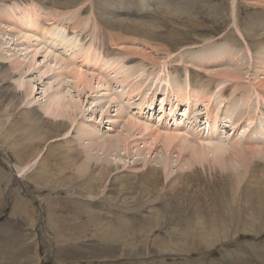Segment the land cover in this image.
<instances>
[{"label": "rangeland", "instance_id": "obj_1", "mask_svg": "<svg viewBox=\"0 0 264 264\" xmlns=\"http://www.w3.org/2000/svg\"><path fill=\"white\" fill-rule=\"evenodd\" d=\"M78 1L0 0V23L4 24L0 25V32H2L0 33V55L2 56L0 69L11 68L12 75L9 74L8 79L10 80L5 86L10 88L12 96L16 98L13 109L8 102L0 98V264H264V189H262L264 188V148L250 136L256 132L257 128L264 127V93L260 94L261 97L254 94L256 90L264 92V87L258 86L260 82H264V0L168 1L169 4L175 6L172 11L165 9L159 10L160 12L153 11V18V15H147L145 12L139 16L138 21L153 23L150 25L155 30L157 29L156 36L161 41L142 38L140 35L125 31L105 29L104 32L103 30L110 54L113 55L109 59L105 57L109 62L104 63L106 70L99 67L100 60L104 59L102 58L104 51L97 41L98 32L95 33L94 30L98 28L92 25L94 18L90 8L98 1L101 6L107 1L112 5L111 0ZM130 1L135 0H124V3H127L125 5L130 4ZM137 1V12H140L138 8L144 1L150 9L157 6L163 7L167 3V0ZM46 3L51 5L46 7L44 6ZM31 10L49 15L52 19H46L49 20L46 23L49 26L53 25L56 35L70 44L73 43V46L66 47L61 45L62 43L54 44L52 40L39 39L38 41L37 38L35 39L34 35L37 33L21 24L22 15L25 14L23 12ZM100 12L99 14L102 15H99V18L110 17L107 16L105 10ZM77 21L80 23L79 27ZM81 21H84V28H87L80 34L79 29L83 24ZM21 32L27 34L29 32L33 36L25 39ZM110 40L113 41V45H110L112 44ZM37 49H42V51ZM46 49L49 50L45 51ZM133 49H139L141 53L147 55V58L153 60L144 59V62H140L141 59H137L138 62H130L133 58H137V55L132 53ZM34 50H37L38 54ZM87 51L93 58V64L90 61L89 64L83 63L82 57L88 54ZM54 54L59 58H64L70 69L75 67L82 73L95 75L97 80L104 79L103 82L107 85L102 83L103 87H101L96 83L92 92L82 87H78L81 91L77 90L76 82L70 73L72 71L68 68L64 72L61 67L58 68L59 65H55L52 57ZM96 62H98L97 66L94 65ZM110 65L113 66V70L109 69ZM54 66L56 69L53 68ZM173 66L181 69V73L175 71ZM122 67H126L123 69L126 72L125 76L132 74V77L127 75L130 79L125 80ZM48 69L56 71L51 70L52 73H49ZM225 70L241 73L239 74L242 77L239 78L241 80H237L240 83L239 91H234L232 94V90L228 96V99L232 98L234 108L238 106L235 109H230L229 102L226 101L224 102L227 104L226 107L224 104L221 105L222 90L233 85L232 80L215 76V73ZM192 71L196 72V75L200 74L201 77L198 78L206 81L205 90L210 92L207 99L210 100L211 111L205 114V106L200 101L191 113L186 111L187 115L191 114L192 118L196 117V114L203 113L190 130V124L187 123L188 116L182 117L187 104L181 103L177 116V118L181 117L178 119L179 122L184 120V126L180 125L182 129L184 128L181 133L189 132L190 134L194 130L192 134H199L197 133L199 132L198 126L204 121L210 122V118L212 119V116L217 113L216 110H220L221 128L224 129H221V132L219 129L217 137L211 141L216 149L210 150L209 154L207 152V156L206 152L201 156L199 150L187 151L188 157L192 155L191 152L194 156L199 152L197 155L201 156L199 160L200 156L196 155L197 160L193 158V155L191 156L195 161L193 163L197 164L190 168L192 173L189 174L190 171L186 166L187 170L181 167L186 160L182 162L180 157L178 159L179 151L173 150L168 153L169 156L165 155L169 160L170 173L173 174L174 171V174L170 175L169 179L163 174L158 186L150 185V187L145 183L141 188L143 190L138 189L141 180H134L133 175L141 176L142 172L139 173V171L142 166L145 170L148 166L141 165L142 159L145 156L150 157L151 160L146 159L147 163L152 161L153 157L164 156V153H161V144L150 149L147 141L137 140V137L128 141L129 149H132L130 157L126 155L124 144L118 149L119 156L116 157V152L113 154V161L116 159L114 163L120 165L121 169L119 171L113 169L116 172L106 174L104 178L98 177L96 173L99 170V163L93 164L87 169L88 171H83L82 168L75 166V162L71 163L70 167L62 158H60L62 162L60 163L59 160L47 154L54 150L55 153H61L51 152L54 156L69 157L66 152H73L72 147L77 151L83 150L89 143V141L80 139L83 129L91 128L98 135H111L116 138L122 132V124L125 123L127 117H132L134 121L138 120L136 118H144L145 121L155 123V131L168 133L165 130L166 126L161 123L160 117L164 114L161 111L162 105L167 104L166 111H169L174 103L172 102L173 94L182 85V78V82L187 80L185 77L190 79ZM180 74L183 76L181 79ZM245 85L247 87L244 89ZM250 85H255V89ZM196 91L206 94L203 90ZM60 97L63 104L68 106L63 109L65 118H56L52 114L53 109L54 111L59 110L56 109V105H62ZM244 103L248 105L245 107ZM53 104H55L54 108ZM220 106L221 109H219ZM241 108L242 110L250 108V110H244L245 114L239 111ZM34 110L50 121H64L72 125L71 134L64 132L54 135L55 133L52 132L48 138L46 134V136L43 135L44 131L43 133L40 130L37 131L39 134L31 131L24 114L26 111ZM120 114L125 118L121 119V125H118L115 119ZM235 121L239 125L238 128H234L237 126ZM158 125L164 128L160 129ZM207 132L206 129L205 133ZM34 135L36 137L39 135L38 137L42 140L47 137V140L45 143L44 141L42 143L37 140L33 141ZM32 137V142H30ZM194 137L196 141L201 142L198 137ZM240 140L242 143L239 147L230 149L232 144ZM152 141L150 139L149 144ZM246 142L252 144H246ZM39 150L40 153H38ZM253 152L262 153L253 156ZM211 153L214 155L212 156ZM252 156L254 162L251 161ZM42 157H45V169H42L39 163ZM201 159H204V162ZM137 160L139 163L134 166L133 162ZM217 163L219 166L224 167L225 165L226 169L219 167ZM129 164L130 167H127ZM202 166L204 170L201 169ZM208 167L211 169L213 167V170ZM177 168L179 170H176ZM195 169L197 170L194 173L199 176L193 175ZM180 170H184L183 174L191 175L192 178L189 176V179L184 175L181 179H177L178 175L182 174ZM237 173L241 175L234 180L237 189L233 191L231 206L233 205L234 211L230 213L234 219L232 225H227L233 231L221 228L200 239L201 247H194L189 251L186 250L187 245L185 244V247L180 248L177 245L179 243L177 239L180 236L186 242H190L193 238L192 233L185 228L200 225L202 217L197 215L198 209L204 212V217L214 219L217 218L216 213L223 212V209L230 205L232 195L228 194L225 197L229 189L225 187L226 182L223 179L228 175L236 177ZM39 175L48 178L43 185L39 183ZM93 175L97 180L104 181L101 185H97L98 187L96 186L95 195L89 194V186L83 183L88 176H92L89 178L93 180ZM172 178H176L177 181L171 185L169 180ZM240 179H244L243 182ZM250 179L253 184L249 183ZM257 181H262L263 184ZM240 182L243 185L240 186ZM120 185H124L122 193ZM219 187L223 188L219 189ZM245 189H248L249 193L243 192ZM116 191L120 192V196H117L118 200L111 202V199L107 198L114 195ZM136 195L141 201L138 203L140 208L145 203H147V209L152 204L153 207L150 208L155 206L158 208L162 202H165L172 206L173 203L181 204L182 212H187L180 214L178 220L173 219L169 222L167 216L162 219L164 222L158 218L157 223L153 224L149 231H141V224L146 226L149 222L142 219L137 220L140 216H144L142 215L144 209L141 208V212L135 214L130 208L128 209L129 206H126L128 203L123 204L122 200L124 196L133 198ZM100 198L103 200L99 201ZM94 202H98V205L94 206ZM75 207L77 210H71V208L76 209ZM91 209H97V214L102 215L97 216L95 226H92V221L88 218L89 212H92ZM84 213L87 214L84 215ZM119 219L124 220V224ZM217 222L213 224H221L220 221ZM174 229L176 233L172 232ZM116 233H121L117 239L114 237Z\"/></svg>", "mask_w": 264, "mask_h": 264}, {"label": "bare ground", "instance_id": "obj_2", "mask_svg": "<svg viewBox=\"0 0 264 264\" xmlns=\"http://www.w3.org/2000/svg\"><path fill=\"white\" fill-rule=\"evenodd\" d=\"M3 1V0H2ZM36 1V0H35ZM46 1V0H45ZM52 1V0H51ZM55 1V0H54ZM61 1H63V0H60V2ZM76 1H78V0H76ZM80 1V0H79ZM78 1V2H79ZM104 1V0H103ZM116 1H117V3H116ZM111 0V4L112 5H110V3H109V1H107V2H105L104 3V5H100L98 2H97V4H94L90 9H91V14H92V16H93V23H92V25H93V27L94 28H98V29H96V30H94L95 31V33H97L98 32V34H97V41L99 42V44H100V46L103 48V51H104V57H102V58H104V59H101V57H100V63H99V67L100 68H102L103 70H106V68H105V62H108L107 61V59H109V58H111L113 55H111L110 54V50H109V47H108V45H107V40L105 39V35H104V33H103V30H104V32H105V29H110V30H114V31H125L126 33H132L133 35H135V34H137V35H140V36H142V38L143 37H147V39L148 38H150V39H156V40H160L161 41V39H159L157 36H156V32H157V29L155 30L154 28H152L151 27V25L150 24H153V23H148V22H150V21H147V23L150 25V26H148V24L146 23V21H141V22H138L139 21V16L140 15H142V14H144L145 12H146V14L147 15H150L151 14V16L153 15L152 13H153V11H159V10H162V9H165V10H173L174 9V5H171V4H169L168 3V1L169 2H171V0H167V3L165 4V5H163V7H154L153 9H150L149 8V6H147L146 4V1H144V2H142L141 3V7L140 8H138V9H140V12H137V5H138V1L137 0H135V1H130V4H128V5H125V4H127V3H124V0H121V1H119V0ZM152 1V0H151ZM44 2V1H43ZM74 2V1H73ZM66 3H67V1H66ZM69 3V2H68ZM59 4V3H58ZM70 4V3H69ZM73 4V3H72ZM75 4V3H74ZM148 4H150V2H148ZM161 4V3H160ZM28 5H30L29 3H28ZM48 5H51L50 3H46V5H44V6H48ZM53 5V4H52ZM55 5V4H54ZM60 5H62L61 3H60ZM63 5H64V3H63ZM70 6H71V4H70ZM69 6V7H70ZM77 6V5H76ZM84 6V5H83ZM140 6V5H139ZM35 7V6H34ZM59 7V6H58ZM60 7H62V6H60ZM64 7H66V6H64ZM67 7H68V5H67ZM147 7V8H146ZM49 8V7H48ZM73 8H75V7H73ZM81 8V7H80ZM145 8H146V10H145ZM178 8V7H177ZM66 9H68V8H66ZM89 9V10H90ZM102 10H105V13H107V16H110L109 18H103V17H98L99 15H102V14H99V12L100 11H102ZM47 11V10H46ZM80 11V10H79ZM175 11H176V8H175ZM174 11V12H175ZM160 12V11H159ZM23 13H25V14H23L22 15V18H21V24L22 25H26L29 29H31V30H33L35 33H37L36 35H34V37H35V39L37 38V40L39 41V39L40 40H42V39H45V40H52L53 41V43L54 44H61V45H63V46H66V47H72L73 46V43H68V42H66L65 41V39L64 38H62V37H58L57 35H56V32H55V27H53V25H48L46 22H48L49 20H51L52 18H50V16L49 15H45V14H43V12H37V11H35V10H31V11H27V12H23ZM101 13V12H100ZM104 13V12H103ZM171 13V12H170ZM64 15L66 14V13H63ZM71 14V13H70ZM73 14V13H72ZM89 15H90V13H89ZM146 15V16H147ZM168 15V14H167ZM145 16V17H146ZM63 17V16H62ZM154 17V15L152 16V18ZM50 18V19H49ZM71 18V17H70ZM155 18H157V17H155ZM154 18V19H155ZM46 19H49L48 21L46 20ZM163 19V18H162ZM165 19V18H164ZM86 21V20H85ZM157 22L156 23H158V20H156ZM82 23L84 22V21H81ZM87 22H89V21H87ZM161 22V21H160ZM159 22V23H160ZM167 22V21H166ZM261 22V21H260ZM86 23V22H85ZM155 23V22H154ZM165 23V22H164ZM47 24V25H46ZM79 21H77V26L79 27ZM147 24V25H146ZM0 25H4L3 23L1 24L0 23ZM22 25H20V26H22ZM88 25V24H87ZM154 26V25H153ZM62 27V26H61ZM74 27V26H73ZM62 28H64L65 30H66V28L65 27H62ZM75 28H76V26H75ZM87 27H85L84 28V23L81 25V27H80V34L82 33V32H84V30L86 29ZM160 28V27H159ZM61 29V28H60ZM0 30H1V27H0ZM102 30V31H101ZM20 32V31H19ZM27 32V31H26ZM0 33H2V32H0ZM22 33V32H21ZM121 33H123V32H121ZM124 34V33H123ZM38 35V36H37ZM22 36L25 38V39H29V38H31L33 35L31 34V33H29L28 32V34L27 33H22ZM74 36V35H73ZM22 37V38H23ZM18 38V37H17ZM75 40H76V38H75ZM166 41V40H165ZM110 42L112 43V44H110V45H113V41L112 40H110ZM1 43V42H0ZM39 43V42H38ZM40 44V43H39ZM81 45V44H80ZM42 46V45H41ZM43 48V47H42ZM47 48V47H46ZM79 49V48H78ZM100 49V48H99ZM140 49V48H139ZM139 49L137 50V49H133L132 50V53H134L135 55H137V58H133L132 60H130V62H138V60H140V62L141 61H143L144 62V59H148L149 61L151 60V59H149V58H147V55L145 54V53H141V51H139ZM38 50V49H37ZM34 50V51H36L35 53L36 54H38L37 52L38 51H42V49L41 50ZM49 50V49H48ZM47 49L45 50V51H48ZM50 50H52V49H50ZM89 51V50H88ZM88 51H87V53H88ZM44 52V51H43ZM86 52V51H85ZM171 52V51H170ZM229 52V51H228ZM49 53H51V52H49ZM52 53H53V51H52ZM51 53V54H52ZM90 53H92L91 52V50H90ZM101 53V52H100ZM211 53V52H210ZM85 54V53H84ZM96 54V53H95ZM228 54V53H227ZM48 55V54H47ZM47 55H44V56H47ZM101 55V54H100ZM95 56V55H94ZM227 56H229V55H227ZM2 56L0 55V58H1ZM34 57H36L35 55H34ZM51 57V56H50ZM52 57L54 58V60H55V65L56 66H58L59 65V67L58 68H60L61 67V70L63 69L64 70V72H66V70L69 68V64H67V62L66 61H64L65 59L64 58H59V56L57 57V56H55V54L54 55H52ZM107 59H106V58ZM182 57V56H181ZM45 58H47V57H45ZM83 58V63H86L87 62V64H89V61L93 64V58L91 57V55L88 53V54H86L85 55V57L83 56L82 57ZM231 58V57H230ZM48 59V58H47ZM52 59V58H51ZM91 59H92V61H91ZM106 59V60H105ZM138 59V60H137ZM86 60V61H85ZM137 60V61H136ZM153 60V59H152ZM151 60V61H152ZM70 61V60H69ZM68 61V62H69ZM129 61V60H128ZM154 62V61H153ZM181 62V61H180ZM261 62V61H260ZM109 63V62H108ZM146 64H147V62H145ZM182 63V62H181ZM116 64V63H115ZM114 64V65H115ZM141 64H143V63H141ZM150 64V63H149ZM94 65H98V62H96V64H94ZM148 65V64H147ZM180 65V64H179ZM264 65V64H263ZM93 66V65H92ZM116 67H118V66H116ZM250 67H251V64H250ZM53 68H55V66L53 67ZM110 68H112V70H113V66L112 65H110L109 66V69ZM126 67H122V69L121 70H123V69H125ZM173 68H174V70L175 71H177L178 73H181V69H179L177 66H173ZM56 69V68H55ZM119 69V70H120ZM10 70H11V68L9 67V68H3V69H0V85H1V87H0V98H2L3 100H5L6 102H8V105L13 109V105H14V103H15V97L14 96H12V94H11V91H10V88L9 87H7V86H5L7 83V81L8 80H10V79H8V76H9V74L10 75H12V73L10 72ZM53 71V69H48V72L49 73H52V72H50V71ZM59 70V69H58ZM62 70V71H63ZM69 70L70 71H72V72H70L71 74H72V77L74 78V81L76 82V85H77V90L79 89L78 87H82L84 90H86V89H90V91L92 92L93 91V86H94V84H96V83H98V84H106L107 85V83L105 82H103V80L104 79H99V80H97L96 78H95V75L94 76H91V75H87V73L85 74V73H82V71H80V69H78V68H75V67H71V69L69 68ZM117 70V69H116ZM118 70V71H119ZM187 70H188V68H187ZM56 71V70H55ZM55 71H53V72H55ZM117 71V72H118ZM47 72V73H48ZM59 72V71H58ZM121 72V71H120ZM124 72V70L122 71V73ZM131 72H132V70H131ZM193 72V71H192ZM192 72H190V74H191V76H190V79L189 78H186L185 77V79H187V80H184L183 82H182V80H183V76H182V74H180V79L182 78V80H181V83H182V85H180V87L178 88V91H175L174 92V94H173V98H172V102H174V103H172V105L170 106V109H169V111H166V105H162L163 106V108H161V111L164 113L160 118H161V123H163V125H165L166 127H165V130H167L168 131V133H162L160 130H158V131H155L154 130V128H156V126H155V123H153V122H150V121H145L146 119H144V118H136V120L137 121H134L133 120V118L132 117H127L128 118V120H127V118H126V121H125V123L124 124H122L123 125V127H122V132H120V135H117L116 136V138H115V136L113 137V136H111V135H109V136H111V137H109V136H106V135H98L97 133H95V131L93 130V129H91V128H89V129H83V131H81L82 133H81V137H80V139L81 140H86L87 142L89 141V143L83 148V150L81 149V150H75L76 148H73L72 147V150H73V152H69L68 150H69V147H68V150H66V151H68V152H66V153H68L67 155L70 157H67V156H65V157H58V156H54L52 153H55L54 152V150H51L50 152H48L47 154L49 155V156H51L52 158H55V159H57V160H59V162L60 163H62L61 162V160H60V158H62L63 160H65L66 161V165H70V167L72 166L71 165V163H73V162H75V166H78V167H80V168H82L83 169V171H88L87 169L88 168H91V166L94 164L95 165V163H99V170H98V172H96L97 173V175H98V177H105V176H107L106 174H110V173H113V171H115V170H117V171H119L120 169H121V166L120 165H118V164H115L114 163V161H116V159H114V161H113V159H112V157H114L113 156V154L116 152V157L117 156H119V152H118V149L122 146V144H124L125 145V149H126V155L128 156V157H130V155H131V150L132 149H129L130 147H129V144H128V141H130L131 139H136V137H137V140H144V141H147L148 142V145H149V148L150 149H153V147L156 145V146H159V144H161V146H162V149H161V153H164V156H161V157H153L154 159L152 160V161H149V162H147L146 163V159L147 158H149L150 159V157H144L143 159H142V162H141V165L142 164H144V165H148V166H146V170L145 169H143L144 167L142 166V168L140 169V171H139V169H136V170H138L139 171V173L140 172H142L140 175L141 176H138V175H136V176H134L133 175V178H134V180H136V179H139V180H141V184L138 186V189H140V190H143V189H141L142 187H144V184L146 183V184H148L149 186L150 185H156V186H158V184H160L159 182H160V179L162 178V176H163V174H165V176H166V178H168L169 179V177H170V175H173L174 174V171H173V174H171L170 173V168H169V166H170V164H169V160H168V157L166 156V155H168V153H171L173 150H178L179 151V155H178V159H179V157H180V159H181V161L183 162L184 160H186V162H184L183 164L184 165H181V167L182 168H184V169H186L185 168V166L187 167V169H189L188 171H190V168H192V167H194V165L196 164V163H193V162H195V161H193L192 159L195 157V159L197 158L196 157V155H197V153L199 154V152L201 153V156H203L202 154L203 153H205L206 152V156H207V152H208V154H209V151L210 150H213V149H216V148H214V143H212L211 141L212 140H214L216 137H217V132H218V130L221 132V129H223V128H221V124H222V120H221V114H220V110H216V114H214L213 116H212V119L210 118V122H208V121H204V123L203 124H201L200 126H198L199 128H198V131L199 132H197V133H199V134H192L193 133V131L190 133L191 134V136H190V134H189V132H185L186 134H183V133H181L182 132V130H184V128L182 129L181 127H180V125L181 126H184V120H181V122H179L178 121V119H180V118H177V116H178V108H180V104L182 103V104H187V107H186V109L184 110V114L182 115V117H184V116H188V121H187V123H189L190 124V126H189V129L191 130V128H193L194 126H195V123L198 121L197 120V118L200 116V115H202L203 113H201L200 115L199 114H196L197 116L195 117H191V114H189V115H187V113H186V111L188 112H192L194 109H195V107H197L198 106V102L200 101V102H202L203 104H204V106H205V114L207 113V112H210L211 111V106H210V100L208 101V99H207V96L209 95L208 93H210L208 90H205V83H206V81L204 80V79H201V78H198V77H201V76H199L200 74H198V75H196L194 72H193V74H192ZM236 72V71H235ZM127 73H129V72H127ZM92 74V73H91ZM115 74H118V73H115ZM120 74V73H119ZM118 74V75H119ZM125 74H126V72H124V74H123V76H125ZM239 74H241V73H239V72H236V73H233V71H229V70H225V71H222V72H217V73H215V76H218V77H225V78H227V79H230V80H232V83H233V85H231V86H228V87H226V88H224L223 90H222V94L220 95V99H222L221 101H223L222 103H221V105L223 106V104H224V102L226 101V102H229L228 103V106L230 107V109H235V108H237V107H235L234 108V105H233V100L231 101V99H228V96H229V94L230 93H232V90H233V93L232 94H234V91H239L238 90V88H239V85H240V83L238 82L239 80H241V79H239V78H242V77H240V75ZM117 75V76H118ZM127 75H131V77H132V74L130 73V74H127ZM125 76L126 77V79L125 80H128V79H130V77L128 78V76ZM112 76V75H111ZM124 77V78H125ZM188 77V76H187ZM123 78V77H122ZM116 79H117V77H116ZM116 79H115V81H116ZM114 80V79H113ZM238 80V81H237ZM121 82V81H120ZM123 83V82H122ZM231 83V84H232ZM261 84H258V86L261 88V87H264V82H260ZM125 84V83H124ZM106 85H105V87H106ZM99 86V85H98ZM98 86H96V87H98ZM212 86V85H211ZM251 86V88H253V89H255V85H250ZM101 87H103V85H101ZM104 87V88H105ZM168 87H169V89H171V86H170V83H168ZM247 87V85H245V87H244V89ZM199 89V91H202L203 90V92H205L206 94H203V93H198L196 90H198ZM240 89V88H239ZM173 90V89H172ZM79 91H81V89H79ZM174 91V90H173ZM257 91V90H256ZM254 92V94H256L258 97H261V95L260 94H263L264 92L263 91H257V92ZM214 92V91H213ZM68 93V92H67ZM216 93V92H215ZM79 94V93H78ZM217 94V93H216ZM219 95V94H218ZM215 96V95H214ZM213 97V96H212ZM244 97V96H243ZM61 98V97H60ZM210 98V97H209ZM215 98H216V96H215ZM219 98V97H218ZM53 99H55V98H53ZM58 99V98H57ZM211 99V98H210ZM68 100V99H67ZM112 100H114V99H112ZM213 100V99H212ZM59 101H60V99H59ZM238 101H241L240 99H238ZM61 102H62V105H56L57 107H56V109H59L58 111H54V109L52 110V114L56 117V118H65L66 117V115L63 113V109L64 108H67L68 106L67 105H64L63 104V101H62V98H61ZM98 102V101H97ZM113 102V101H112ZM243 102V101H242ZM245 103H247L246 101H245ZM244 103V104H245ZM243 104V103H242ZM241 104V106H243ZM54 105L55 104H53V108H54ZM246 105H248V104H245V107H246ZM71 106V105H70ZM227 106V104H224V107H226ZM228 107V108H229ZM248 107V106H247ZM240 108V107H239ZM69 109V108H68ZM122 109V108H121ZM121 109H119V111L121 110ZM219 109H221V106H220V108ZM227 109V108H226ZM249 110H250V108H248ZM247 109V110H248ZM49 110H50V108H49ZM70 110V109H69ZM69 110H67V111H69ZM228 111H229V109H227ZM244 110H246V108L244 109ZM244 110H242V108L239 110V111H243L244 112ZM246 110V111H247ZM66 111V110H65ZM119 111H117V112H119ZM245 111V112H246ZM242 112V113H243ZM244 112V113H245ZM120 113V112H119ZM123 113V112H122ZM232 113V112H231ZM241 113V114H242ZM244 113H243V115H244ZM251 113V112H250ZM227 114V113H226ZM240 114V113H239ZM246 114V113H245ZM208 115H209V113H208ZM232 115H233V113H232ZM242 115V118L245 116H243ZM181 116V115H180ZM241 116V115H240ZM24 117H25V120H27L28 122H29V129L31 130V131H34V132H36L37 133V131H44V134L43 135H47V137L48 136H50L51 135V133L53 132V133H55L54 135H56V134H60V133H64V132H67L68 134L70 133V129H72V125H69V124H67L66 122H64V121H60V122H54V121H50L49 119H47V118H43L40 114H39V112H37V110H34V111H26V113L24 114ZM125 118V116L124 115H118V116H116V119H115V121H116V123L118 124V125H121V119L123 120ZM206 118V117H205ZM207 118H209V116H207ZM241 118V119H242ZM190 119H191V121H190ZM193 119H195L194 121H192ZM231 119V118H230ZM241 119H240V121H241ZM249 119V118H248ZM261 119V118H260ZM109 120H111V119H109ZM114 120V119H113ZM187 120V119H186ZM250 120V119H249ZM248 120V121H249ZM190 121V122H189ZM213 122V123H212ZM26 123V122H25ZM74 123V122H73ZM237 126H235L234 128H238V124H237V122L235 121L234 122ZM233 123V124H234ZM259 123V122H258ZM24 124V123H23ZM220 124V125H219ZM232 124V125H233ZM234 124V125H235ZM248 124V123H247ZM113 125V124H112ZM117 125V126H118ZM157 125V124H156ZM157 127H159L160 129H163L164 127L162 126V125H158ZM82 128V127H81ZM85 128V127H84ZM206 129L208 130V132L207 133H205L206 132ZM249 129H250V127H249ZM196 130V129H195ZM224 130V129H223ZM205 131V132H204ZM256 132L255 133H253V134H251L250 136H252L253 137V139H254V141L256 142V143H259V144H261L262 146H263V148H264V127L263 126H261V127H259V128H257L256 130H255ZM80 132V131H79ZM195 132V131H194ZM43 133V132H42ZM101 133V132H100ZM37 134H39V133H37ZM71 134V133H70ZM119 134V133H118ZM41 135V134H40ZM45 135V136H46ZM196 136V137H198V140H201V142H199V141H196V138L194 137V136ZM39 135H37V137H36V135H34L33 137H34V139H33V137L29 140L30 142H32V139H33V141L34 140H37L38 142H40V143H42V141H44V143L46 142V138L47 137H44V139L42 140V139H40V137H38ZM256 136H258V138L256 137ZM49 138V137H48ZM189 138V139H188ZM150 139L151 140H153L150 144H149V141H150ZM192 141H191V140ZM239 139V138H238ZM49 140V139H48ZM194 141V142H193ZM249 141V140H248ZM67 142V141H66ZM135 142V141H134ZM69 143H71V142H69ZM73 143V142H72ZM242 143V141L240 140V141H237V142H235L234 143V145L232 144L231 146H230V149H232L233 147H235V148H237V147H239V145ZM81 144V143H80ZM198 144H201V145H198ZM246 144H252L251 142H246ZM254 144V143H253ZM123 145V146H124ZM147 145V144H146ZM214 145V146H213ZM67 146V145H66ZM155 146V147H156ZM160 146V147H161ZM210 146H213V147H210ZM216 147V146H215ZM219 147V146H218ZM143 148H145V147H143ZM18 149V148H17ZM59 149V148H58ZM78 149H80V148H78ZM18 150H20V149H18ZM65 150V149H64ZM148 150V149H147ZM197 151V150H199V152H195L196 153V155L194 156L193 155V152H191V154L193 155V158L190 156V157H188L187 156V151ZM264 150V149H263ZM31 153L33 152V151H31V150H29ZM75 151H76V153H75ZM149 151V150H148ZM19 152V151H18ZM52 152V153H51ZM130 152V153H129ZM150 152V151H149ZM38 153H40V150H39V152ZM38 153H36V154H38ZM50 153V154H49ZM142 153V152H141ZM213 153H214V151H213ZM216 153V152H215ZM252 153V152H251ZM262 152H253V156L254 155H257V154H261ZM35 154V153H34ZM34 154H32L33 156H35ZM55 154H61V153H55ZM166 154V155H165ZM212 154V153H211ZM210 154V155H211ZM217 154V153H216ZM31 155V156H32ZM141 155V154H140ZM145 155V154H144ZM171 155V154H170ZM189 155V154H188ZM214 154H212V156H213ZM40 156V155H39ZM169 156V155H168ZM198 157L200 156V155H197ZM201 156L198 158V160L201 158ZM253 156H252V158H251V161H253L254 162V159H253ZM50 157V158H51ZM152 157V156H151ZM44 158L45 157H42V159H41V161L39 162L40 163V165H41V167H42V169H45L44 167ZM48 158V157H47ZM68 158L70 159V160H68ZM132 158V157H131ZM203 158V157H202ZM118 159V158H117ZM205 159V158H204ZM204 159H201V160H203V162H204ZM50 160V159H49ZM151 160V159H150ZM197 160V159H196ZM218 160H220V159H218ZM217 160V161H218ZM250 160V159H249ZM139 160H137L136 162L134 161L133 162V165L134 166H137L138 165V162ZM178 161H180V160H178ZM49 162V161H48ZM176 162V161H175ZM203 162H200L201 164H203L204 165V163ZM222 162V161H221ZM221 162H219V163H221ZM250 162V161H249ZM177 163V162H176ZM212 163V162H211ZM224 163H225V161H224ZM213 164H215V163H213ZM252 164V163H251ZM197 165V164H196ZM217 165L219 166V164L217 163ZM75 166H73V167H75ZM124 166H126V165H124ZM123 166V167H124ZM252 166V165H251ZM127 167H130V164H129V166H127ZM132 167V166H131ZM180 167V166H179ZM180 167V168H181ZM211 167V166H210ZM210 167H208V169L210 168ZM219 167H223V166H219ZM93 168H94V166H93ZM138 168V167H137ZM181 168V169H182ZM197 168V167H196ZM204 167L202 166L201 167V169L202 170H204L203 169ZM207 168V167H206ZM216 168V167H215ZM55 169V168H54ZM76 169H77V171H78V168L76 167ZM113 169H115V170H113ZM129 169V168H128ZM131 169V168H130ZM186 169V170H187ZM223 169H226V166L224 165V167H223ZM254 169V168H253ZM256 169V168H255ZM56 171H57V169H55ZM55 170H54V172H55ZM132 170V169H131ZM144 170H145V172H144ZM176 170H179L178 168L176 169ZM197 169H195V170H193V173H194V171H196ZM200 170V169H199ZM210 170H213V167H212V169L210 168ZM217 170H218V168H217ZM220 170V169H219ZM44 171V170H43ZM80 171V170H79ZM180 171H182V170H180ZM184 171V170H183ZM183 171L181 172L182 174H179L178 175V177H177V179L179 178V179H181L182 177H184V175L185 174H183ZM201 171V170H200ZM226 171V170H225ZM27 172V171H26ZM116 172V171H115ZM131 172V171H130ZM204 172V171H203ZM211 172H215V171H211ZM217 172V171H216ZM236 172V171H235ZM47 173V172H46ZM125 173H126V171H125ZM143 173H145L144 175H143ZM190 173H192V171H190L189 172V174ZM224 173V172H223ZM239 173V172H238ZM237 173V174H238ZM256 173V172H255ZM264 173V172H263ZM41 175H42V171H41V173H40ZM43 174H45V173H43ZM92 174H94V173H92ZM120 174V173H119ZM133 174V173H132ZM236 174V177H234V176H231V175H228L227 177H224V181L226 182L225 183V187L226 188H228L229 189V192H226L225 193V197L228 195V194H230V195H232L231 197H230V205L227 207V208H225V209H223V212H218V213H216V214H218L217 215V218H210V219H208L207 217H204L205 216V214H204V212L201 210V209H198V214L197 215H199L200 216V218H201V221H200V225H197V226H194V225H192V227H187V228H185L186 230H188V231H190L191 233H192V239H191V241L190 242H186L185 240H183L182 238H181V236L179 237V239H177L178 241H179V243L177 244V245H179L180 246V248H183V247H185V244L187 245V247H186V250H189V251H191V249L192 248H196V247H201V244L199 243V240L200 239H203L205 236H206V234H210V233H214V231L215 230H219V229H221V228H223V229H225V230H229V231H233V230H231V229H229L228 227H227V225H232L233 224V215H231L230 216V213H232V211H234L233 210V205L231 206V204L233 203V191L235 190V189H237L236 188V184H235V182H234V180H236V178H237V176H239V175H241V174H238L237 175ZM46 175V174H45ZM55 175V174H54ZM91 175V174H90ZM187 175H188V173H187ZM193 175H195V176H199V174H193ZM263 175V174H262ZM40 176V175H39ZM95 176H96V174H95ZM94 175H93V180L92 179H90L89 177H92V176H88V178L87 179H89V180H85V181H83V183H85L86 185H87V187L89 186V188H90V191L88 192L89 194H91V195H95L96 194V188L99 186V185H101V183L102 182H104V181H102V180H97L96 178H94L95 177ZM119 176V175H118ZM120 176H122V175H120ZM119 176V177H120ZM127 176V175H126ZM176 176V175H175ZM186 176V175H185ZM189 176H191V175H189ZM189 176H186V177H189ZM111 177V176H110ZM123 177H125V176H123ZM131 177H132V175H131ZM194 177V176H193ZM109 178V177H108ZM107 178V179H108ZM122 178V177H121ZM120 178V179H121ZM165 178V179H166ZM191 178H192V176H191ZM241 178V177H240ZM260 178V177H259ZM39 179V178H38ZM50 179V178H49ZM106 179V178H105ZM104 179V180H105ZM116 179H118L119 180V178H116ZM123 179V178H122ZM127 179H128V177H127ZM164 179V180H165ZM177 179L175 178H172L171 180H169V183L171 184H173V183H175L176 181H177ZM189 179H190V177H189ZM210 179V178H209ZM251 179H253V178H251ZM250 179V182L249 183H251V180ZM261 179V178H260ZM263 179V178H262ZM47 180H48V178H44V177H41L40 176V184H42L43 185V183H45V182H47ZM185 180V179H184ZM188 180V179H187ZM186 180V181H187ZM240 180H242L241 182H243V180L244 179H240ZM39 181V180H38ZM183 181V180H182ZM218 181V180H217ZM253 181H254V179H253ZM49 182V181H48ZM53 182V181H52ZM129 182V181H128ZM127 182V183H128ZM152 182H154V184H152ZM240 182V186H241V183ZM255 182H256V180H255ZM257 182H259V181H257ZM178 183V182H177ZM181 183V182H180ZM238 183V182H237ZM244 183H246V182H244ZM259 183H262V181H260ZM258 183V184H259ZM121 184V183H120ZM171 184V185H172ZM182 184V183H181ZM251 184H253V182L251 183ZM263 184V183H262ZM262 184H261V186H262ZM98 185V186H97ZM126 185V184H125ZM179 185V184H178ZM243 185V184H242ZM257 185V184H256ZM45 186V185H44ZM97 186V187H96ZM120 186H122V187H120L121 189H120V191H121V193L124 191L123 189H124V185H120ZM176 186V185H175ZM223 186V185H222ZM246 186V185H245ZM247 186H249L248 184H247ZM92 187V188H91ZM151 187V186H150ZM224 187V186H223ZM223 187H219V189H221V188H223ZM255 187V186H254ZM256 188V187H255ZM214 190H215V188H213ZM241 189V188H240ZM249 189V188H248ZM248 189H245V191H243V192H246V193H249V190ZM258 189H260V187L258 188ZM262 189H264L263 187H262ZM118 190V189H117ZM215 193V192H214ZM120 194V192L119 191H116V193H114V197L112 196V195H110V197H106L107 199H111V202H113V200H116L117 199V196H120L119 195ZM138 194V193H137ZM220 194V193H219ZM98 195V194H97ZM137 196L138 195H136L135 197H133V198H131V197H123L122 198V200H123V204L125 203H128V205H126V206H129L128 207V209L130 208V210L131 211H133V212H135V214H139V212H141V208L142 209H144V211H143V213L144 214H142V215H144V216H140L138 219L137 218H135V219H137L138 221L140 220V219H142V220H147V221H149V222H147V224H146V226H143V224H141V226H142V228L140 229L141 231H149L150 230V228H151V226L153 225V224H156L157 223V220H158V218H161V221H163L162 219H164V217L165 216H167V217H169L167 220H168V222L169 221H173V219H176V220H178L180 217H179V215L180 214H182V213H185V212H187V211H183L182 212V207H181V204H174L173 203V206L171 205V204H169V203H165V202H162L161 203V205L158 207V208H150L151 206H149L150 205V202H149V209H147V203H145L144 205H142L141 206V208H140V206H138V203H140L141 201H140V199H137ZM101 199L102 198H100L99 199V201H101ZM141 199H142V197H141ZM103 200V199H102ZM105 200V199H104ZM118 200V199H117ZM156 201V200H155ZM116 202V201H115ZM114 202V203H115ZM119 202V201H118ZM117 202V203H118ZM121 202V201H120ZM154 202V201H153ZM201 203V202H200ZM90 204H91V202H90ZM94 204V206L95 205H98V202H94L93 203ZM109 204V203H108ZM122 204V205H123ZM143 204V203H142ZM204 204V203H203ZM263 204V203H262ZM110 205V204H109ZM201 205V204H200ZM205 205V204H204ZM115 205H113V207H114ZM125 206V205H124ZM158 206V205H157ZM199 206V205H198ZM153 207V206H152ZM76 208V207H75ZM120 208V207H119ZM126 208V207H125ZM235 208V207H234ZM102 209V208H101ZM128 209L126 210V211H128ZM264 209V208H263ZM71 210H77V208L76 209H74V208H71ZM96 210V211H95ZM110 210H111V208H110ZM114 210V209H113ZM120 210V209H119ZM206 210V209H205ZM210 210V209H209ZM229 210V211H228ZM91 211L92 212H89V216H88V218H90L91 219V221H92V226L95 224V222H96V218H97V216L98 215H100V214H97V209H91ZM107 211V210H106ZM226 211V212H225ZM100 212V211H99ZM118 212V211H117ZM181 212V213H180ZM81 213V212H80ZM146 213V214H145ZM263 213V212H262ZM87 214V213H86ZM85 213H84V215H86ZM125 215H126V213H124ZM134 214V215H135ZM243 214V213H242ZM121 215H123V214H121ZM133 215V216H134ZM213 215V214H212ZM81 216V215H80ZM100 216H102V215H100ZM182 216V215H181ZM138 217V216H137ZM166 217V218H167ZM215 217V216H214ZM153 220H152V219ZM197 219V218H196ZM118 220V219H117ZM120 220V219H119ZM257 220V219H256ZM259 220V219H258ZM90 221V220H89ZM124 221V220H123ZM123 221H121L120 220V222H122L123 223ZM198 221V220H197ZM215 223L216 221H220L221 222V224H213V222ZM117 222H119V221H117ZM119 222V223H120ZM130 221H128V223H129ZM164 222V221H163ZM167 222V221H166ZM209 222H212V223H209ZM217 222V223H218ZM187 223V222H186ZM198 223V222H197ZM124 224V223H123ZM130 224V223H129ZM172 224V223H171ZM179 224V223H178ZM193 224V223H192ZM175 225V224H174ZM177 225V224H176ZM95 226V225H94ZM177 226H179V225H177ZM209 226V227H208ZM178 228V227H177ZM179 230H182V229H179ZM176 230L174 229V231H172L173 233L175 232ZM122 232V231H121ZM176 233V232H175ZM179 233V232H178ZM119 234H121V233H116L115 235L116 236H114L116 239L119 237ZM108 235V234H107ZM113 237V236H112ZM111 240V239H110ZM170 241V240H169ZM165 243V242H164ZM156 245H157V242H156ZM167 245V244H166ZM165 245V246H166ZM174 245V244H173ZM253 245V244H252ZM168 246V245H167ZM178 246V247H179ZM255 250V249H254ZM255 252V251H254Z\"/></svg>", "mask_w": 264, "mask_h": 264}]
</instances>
